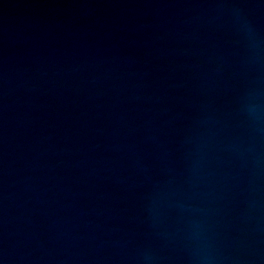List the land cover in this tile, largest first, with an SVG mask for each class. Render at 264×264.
Here are the masks:
<instances>
[{
    "label": "water",
    "instance_id": "water-1",
    "mask_svg": "<svg viewBox=\"0 0 264 264\" xmlns=\"http://www.w3.org/2000/svg\"><path fill=\"white\" fill-rule=\"evenodd\" d=\"M0 264H264V0H0Z\"/></svg>",
    "mask_w": 264,
    "mask_h": 264
}]
</instances>
